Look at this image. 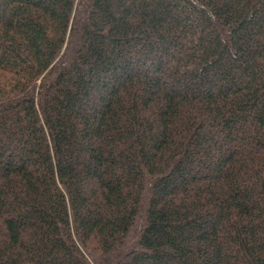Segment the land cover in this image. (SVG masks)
Listing matches in <instances>:
<instances>
[{
    "label": "trees",
    "instance_id": "16d2710c",
    "mask_svg": "<svg viewBox=\"0 0 264 264\" xmlns=\"http://www.w3.org/2000/svg\"><path fill=\"white\" fill-rule=\"evenodd\" d=\"M0 264H264V0H0Z\"/></svg>",
    "mask_w": 264,
    "mask_h": 264
}]
</instances>
